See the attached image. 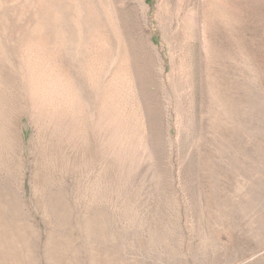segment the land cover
<instances>
[{"label":"rangeland","instance_id":"rangeland-1","mask_svg":"<svg viewBox=\"0 0 264 264\" xmlns=\"http://www.w3.org/2000/svg\"><path fill=\"white\" fill-rule=\"evenodd\" d=\"M43 2H0V264H264V0Z\"/></svg>","mask_w":264,"mask_h":264},{"label":"bare ground","instance_id":"bare-ground-1","mask_svg":"<svg viewBox=\"0 0 264 264\" xmlns=\"http://www.w3.org/2000/svg\"><path fill=\"white\" fill-rule=\"evenodd\" d=\"M1 1H9V2H13L14 0H0V2ZM42 1V3H44L43 1L44 0H41ZM49 2V4H51L52 6H54V7H56V6H60V7H63V6H70V5H72L76 0H45V2ZM26 2V1H25ZM41 3V2H40ZM5 4V3H4ZM7 4V3H6ZM5 4V5H6ZM7 5H9V4H7ZM66 8H68V7H66ZM66 8H64L65 10H66ZM68 10V9H67ZM60 11V10H59ZM6 12V11H5ZM81 14V13H80ZM36 43V44H41V43H44V37H34V39H33V43ZM32 43V44H33ZM38 46V45H37Z\"/></svg>","mask_w":264,"mask_h":264}]
</instances>
